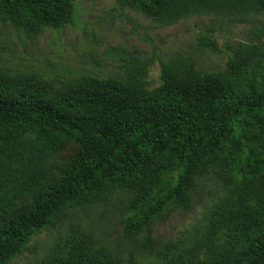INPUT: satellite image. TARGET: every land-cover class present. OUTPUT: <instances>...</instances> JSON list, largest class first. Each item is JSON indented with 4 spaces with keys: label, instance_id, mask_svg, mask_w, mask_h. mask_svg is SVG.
<instances>
[{
    "label": "trees",
    "instance_id": "trees-1",
    "mask_svg": "<svg viewBox=\"0 0 264 264\" xmlns=\"http://www.w3.org/2000/svg\"><path fill=\"white\" fill-rule=\"evenodd\" d=\"M74 1L0 0V23L35 39L72 25ZM114 1L160 26L264 15V0ZM214 31L198 44L217 53ZM251 37L219 72L189 56L159 59L154 89L152 56H121L122 75L106 79L0 68V264L52 230L31 264H264V26ZM210 182L221 192L192 231L151 238L152 223L192 211ZM115 192L126 196L133 249L70 222Z\"/></svg>",
    "mask_w": 264,
    "mask_h": 264
},
{
    "label": "rangeland",
    "instance_id": "rangeland-1",
    "mask_svg": "<svg viewBox=\"0 0 264 264\" xmlns=\"http://www.w3.org/2000/svg\"><path fill=\"white\" fill-rule=\"evenodd\" d=\"M210 26L215 28L213 38L217 53L198 44V36ZM262 26V14L252 15L242 23L200 16L160 26L131 10L121 9L114 0H75L72 25L59 30L46 29L35 39H28L8 24L0 23V68L12 74H34L46 80L61 74L106 79L122 75L121 56H152L154 63L148 80L149 89H154L160 85L159 59L165 61L175 54L189 56L198 69L219 72L225 68L230 48L237 42L250 40L253 30ZM220 192L218 183H208L196 196L192 211L178 212L152 223L151 238L164 241L188 234L201 219L206 205ZM125 202L126 196L115 192L107 202L75 211L70 222L90 225L100 239L119 251L133 249L132 240L123 230ZM50 233L33 238L11 264H31L39 258L42 248L50 241Z\"/></svg>",
    "mask_w": 264,
    "mask_h": 264
}]
</instances>
